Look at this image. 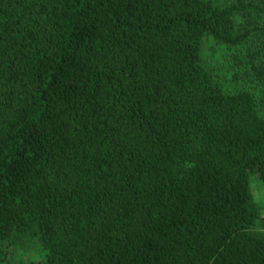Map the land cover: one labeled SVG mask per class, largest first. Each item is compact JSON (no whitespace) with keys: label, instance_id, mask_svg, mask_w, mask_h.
<instances>
[{"label":"trees","instance_id":"16d2710c","mask_svg":"<svg viewBox=\"0 0 264 264\" xmlns=\"http://www.w3.org/2000/svg\"><path fill=\"white\" fill-rule=\"evenodd\" d=\"M251 172L264 0H0V264H264Z\"/></svg>","mask_w":264,"mask_h":264},{"label":"rangeland","instance_id":"374dc122","mask_svg":"<svg viewBox=\"0 0 264 264\" xmlns=\"http://www.w3.org/2000/svg\"><path fill=\"white\" fill-rule=\"evenodd\" d=\"M205 47L209 49L210 57L215 59L213 61H218L219 64H223L222 69H226L227 66L230 68L228 60L224 59L225 56L222 57V50H218L216 55H213V52L215 49V44H213L211 41H207ZM229 74V78L227 80H223L224 84L227 89H233V86L235 83L230 79V72L224 73ZM249 180H250V190L252 193L253 200L259 207V211L261 215H264V181L259 177L257 172H251L249 174ZM39 254H41L39 252ZM34 256H38L37 253L30 252L28 249H22L18 248L17 252L13 253L10 257V261L7 264H37L34 259H36Z\"/></svg>","mask_w":264,"mask_h":264}]
</instances>
